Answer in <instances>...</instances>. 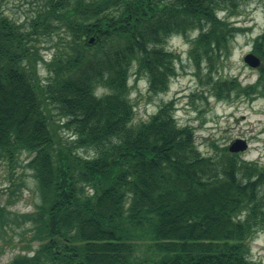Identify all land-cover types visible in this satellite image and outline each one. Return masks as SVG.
Returning <instances> with one entry per match:
<instances>
[{
	"label": "trees",
	"instance_id": "1",
	"mask_svg": "<svg viewBox=\"0 0 264 264\" xmlns=\"http://www.w3.org/2000/svg\"><path fill=\"white\" fill-rule=\"evenodd\" d=\"M246 1L44 0L26 27L0 0V161L29 156L40 196L23 215L37 247L4 264H251L264 166L226 146L203 155L173 100L133 125L129 99L132 74L153 94L167 91L173 36L190 43L216 99L264 97V66L248 85L211 75L241 30L227 17ZM46 39H55L50 58L38 45ZM252 52L264 61V29Z\"/></svg>",
	"mask_w": 264,
	"mask_h": 264
},
{
	"label": "rangeland",
	"instance_id": "2",
	"mask_svg": "<svg viewBox=\"0 0 264 264\" xmlns=\"http://www.w3.org/2000/svg\"><path fill=\"white\" fill-rule=\"evenodd\" d=\"M43 3L44 0H4L2 8L6 15L26 23L27 27L29 19ZM218 15L224 17L223 12ZM227 20L241 30L231 40L228 53L214 58L211 75L215 79L234 77L241 85L251 84L256 80L260 67L247 66L243 57L252 52L254 38L264 29V0L242 3ZM196 34L192 33L191 37ZM48 40L38 44L45 58H50L52 50L46 49L55 39ZM166 48L179 55L175 61L177 75L170 79L167 91L153 94L148 91L145 77L135 80L132 74L129 78V99L134 107L132 124L147 121L161 104L173 100L177 123L194 128L195 142L203 155L219 156L222 147H228L235 139H245L248 147L239 153V157L264 166V97L244 95L218 100L206 87L207 70L196 74L188 55L190 43L183 36H173L168 39ZM261 65L264 66L263 60ZM39 74L43 78L47 76L43 64L39 65ZM80 153L83 156L91 154L89 151ZM29 159L22 153L16 164H9L4 159L0 161V205L5 208V218L0 223V264L10 261L18 253L31 254L27 246L34 249L38 245L36 241L30 242L32 224L23 220V215L34 212L40 201L36 180L27 166ZM249 247L251 264H264V229L255 234Z\"/></svg>",
	"mask_w": 264,
	"mask_h": 264
},
{
	"label": "water",
	"instance_id": "3",
	"mask_svg": "<svg viewBox=\"0 0 264 264\" xmlns=\"http://www.w3.org/2000/svg\"><path fill=\"white\" fill-rule=\"evenodd\" d=\"M93 41V37L89 39V42ZM243 61L246 65L251 68H257L260 65V58L254 55L253 53H247L243 57ZM248 143L245 139H235L229 146L228 150L231 153L243 152L247 149Z\"/></svg>",
	"mask_w": 264,
	"mask_h": 264
}]
</instances>
